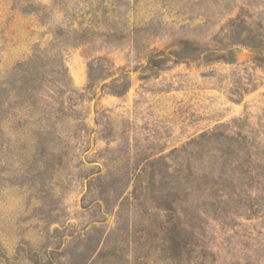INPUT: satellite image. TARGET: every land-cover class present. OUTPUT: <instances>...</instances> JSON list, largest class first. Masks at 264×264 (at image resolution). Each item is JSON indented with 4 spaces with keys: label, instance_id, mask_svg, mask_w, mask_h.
I'll return each instance as SVG.
<instances>
[{
    "label": "rangeland",
    "instance_id": "1",
    "mask_svg": "<svg viewBox=\"0 0 264 264\" xmlns=\"http://www.w3.org/2000/svg\"><path fill=\"white\" fill-rule=\"evenodd\" d=\"M261 172L264 0H0V264H264Z\"/></svg>",
    "mask_w": 264,
    "mask_h": 264
},
{
    "label": "trees",
    "instance_id": "2",
    "mask_svg": "<svg viewBox=\"0 0 264 264\" xmlns=\"http://www.w3.org/2000/svg\"><path fill=\"white\" fill-rule=\"evenodd\" d=\"M256 48L259 46L258 44L256 45H254ZM160 52H162V51H160ZM160 54V53H159ZM154 56H156V55H151L150 56V60H151V62L153 61V60H155L156 61V58H154ZM228 138V137H227ZM232 139H233V137H232ZM241 146L239 145V147H238V151H242V148H240ZM237 148H234V151L232 152V153H235V154H237ZM228 153H229V151H228ZM250 163H251V160H250ZM221 172L219 173V178L220 179H222L223 178V176H224V173H225V170H224V163H223V168H221V170H220ZM259 170H258V175H251L250 173H249V169L248 170H244V173H248L249 174V179H255V178H257V181L258 180H260V175H259ZM262 173V175H264V172H261ZM264 179V178H263ZM218 183H220V182H218Z\"/></svg>",
    "mask_w": 264,
    "mask_h": 264
}]
</instances>
